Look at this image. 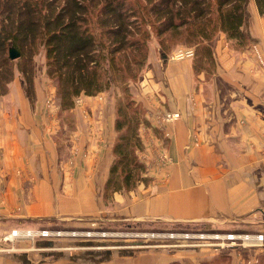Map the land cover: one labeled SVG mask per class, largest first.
Listing matches in <instances>:
<instances>
[{
    "label": "crops",
    "instance_id": "obj_1",
    "mask_svg": "<svg viewBox=\"0 0 264 264\" xmlns=\"http://www.w3.org/2000/svg\"><path fill=\"white\" fill-rule=\"evenodd\" d=\"M253 12L248 7L249 21L258 23ZM246 28L250 43L264 45L262 27L254 29L248 22ZM215 42L210 76L201 72L195 78L190 59H165L164 80L137 95L148 119L141 152L148 160L150 179L129 190L114 191L113 207L104 199L116 134L109 92L81 94L80 102L69 110L55 105L56 118H49L51 109L42 105L44 98L37 87L32 102L24 90H13L11 85L0 95V264L42 262L31 260L29 241L2 243L14 231L36 232L46 221L77 220L106 210L108 215L116 211L126 219L199 221L263 234L261 245H231L228 264L237 261L240 247L263 250L264 72L253 59L240 58L245 52L234 53L224 46V55ZM158 106L180 115L163 125ZM163 128L171 132L169 138L156 135L163 134ZM159 141L172 155L166 166L152 164L147 151ZM106 250L107 255L113 252ZM166 250L128 252L99 264H201L219 252Z\"/></svg>",
    "mask_w": 264,
    "mask_h": 264
},
{
    "label": "trees",
    "instance_id": "obj_2",
    "mask_svg": "<svg viewBox=\"0 0 264 264\" xmlns=\"http://www.w3.org/2000/svg\"><path fill=\"white\" fill-rule=\"evenodd\" d=\"M253 1L264 16V0ZM248 2L0 0V95L8 91L17 71L23 76L27 97L33 101L34 55L41 48L45 72L64 110L71 109L81 94L109 92L113 96L120 86L124 96L115 102L113 157L104 185V199H110L114 191L129 190L150 179L139 155L144 147L139 127L148 125L146 108L140 104L139 109V103L130 95V82L145 66L151 37L155 36L166 57L176 44L193 45L194 55L198 49L205 51L213 71L215 59L210 42L217 33L223 32L238 48L248 45ZM11 46L20 52L18 57H10ZM239 249L244 257L254 251ZM255 255L253 264H264V248ZM229 260L227 248L203 264H228Z\"/></svg>",
    "mask_w": 264,
    "mask_h": 264
},
{
    "label": "rangeland",
    "instance_id": "obj_3",
    "mask_svg": "<svg viewBox=\"0 0 264 264\" xmlns=\"http://www.w3.org/2000/svg\"><path fill=\"white\" fill-rule=\"evenodd\" d=\"M248 7L249 10L254 11L253 17L258 20V23L254 22L253 24L252 20L249 21V16L248 22H250V25L252 24L253 26H255L254 29H259V27H262V31L264 34V16L259 14L256 4L253 0H249L247 9ZM218 34H220V32L217 33L214 36L215 38H213L210 42L214 59L216 55L214 54L213 41H216V47L221 54L224 53V55H226V52L223 51L224 46L225 48L232 50L234 53H238V51L245 52L247 55L240 56V58L253 59L257 67H260V69L264 72V45L261 44L262 42L250 43V40L248 45H244L243 47L238 48L226 38L225 34L221 37ZM189 48L193 49L192 55H184L182 57H177L174 55V53L176 52H182L188 50ZM148 50L147 61L145 63V66L141 70L140 75L135 81L130 82V95L136 103H139L137 104L139 109H141L140 104H143L142 101L137 97V95H141L140 91L142 93L144 89H151V86H153L154 88L156 85V81H158L160 78L161 80H164L161 73H164L166 65L164 61L165 59H190L193 72V66L196 70L201 68L199 71L195 70V78L201 72L204 73L205 76H210L212 74V68H210L209 63L207 62L208 60L205 59V56L203 54L205 53V51L198 49V53L194 55L193 45H173L169 49V51H167L169 55L166 57V55L163 54L162 49L157 42V39L155 38V36H152L149 41ZM45 69V54L44 49L41 48L34 55V93L37 87L38 90L42 92V99L44 98L42 105H45L47 109H51V111H49L48 109V111L50 112L48 113L49 118L50 116H54L56 118V116L59 117L58 111L56 110L57 113L52 111L54 110L55 105L58 106L56 95L55 93H53V91H55V86L53 81L47 76ZM23 81L24 80L22 74L16 71L14 78L9 83L8 90L10 89L11 85V89L13 90L22 89L25 91L26 88ZM123 96L124 93L122 92L121 87L117 86L112 96L114 106L115 102H118V100L120 98H123ZM158 108L163 112L162 107L158 106ZM174 112L178 111L174 110ZM67 116L68 115H65L64 118H66ZM155 133L158 137H161V135H163L162 132ZM163 146L169 151V147L166 146V144ZM161 148L162 146L158 147L157 145H154L153 147L148 148L147 151L152 155H156V153ZM74 149H76L75 146ZM66 152L67 149L64 151V153ZM71 152L74 153L73 150H71ZM105 201V204L107 206H114L113 197L111 199L105 198ZM99 214L101 215L95 214L93 216H79L80 218H78L77 220L57 219V221H53L55 223L46 221L44 222V224L35 229L36 232L15 231L9 236L8 239L4 240L2 243L4 245H8L9 243L12 244L18 242L16 240H19V242L29 241L30 247L29 250H27V253L31 255V260L33 262L37 263L39 261H42L38 264H99L101 263V261H106L110 258H112L110 259L112 261L117 260L119 254H129L128 252L136 254L140 253L141 251L157 250L158 252L165 253V251H169L166 250L168 247L169 249L172 248L173 250L174 248H184L195 251L196 249L200 248L207 249L208 251L218 250L220 252L231 247V245L233 246L236 244H240L241 246H250L261 245L263 243L259 238H246L242 235H239L246 234L247 232L236 231L233 227H215L210 225L206 226L199 221L190 223L183 221H164L154 219H126L122 218V216H120L116 211H112L111 215H108L107 210L105 214ZM73 221H77L80 223L76 225V223H74ZM44 231L47 232L45 233ZM229 232L235 233L236 236H234L232 239L227 237L226 234H228ZM88 241H92V244H86L88 243ZM39 242H49L51 245L44 247L40 246ZM97 243L99 244L97 245ZM106 249H111L113 252L107 255L105 251ZM89 250L92 251L89 252ZM237 251L236 253H238V259L234 262V264H252L256 261V255L254 251H248L247 257L243 256L244 253L241 249H238ZM242 257L245 259L244 261L241 260ZM143 260L144 262H148V259L146 258H144ZM149 260H152V258H149Z\"/></svg>",
    "mask_w": 264,
    "mask_h": 264
},
{
    "label": "built area",
    "instance_id": "obj_4",
    "mask_svg": "<svg viewBox=\"0 0 264 264\" xmlns=\"http://www.w3.org/2000/svg\"><path fill=\"white\" fill-rule=\"evenodd\" d=\"M193 54V49L189 48L188 50L182 51V52H176L174 53L175 56L177 57H182L184 55L189 56ZM76 102H80V97H76L75 98V103ZM179 112H174V111H163L161 112L158 117L161 120L162 124H167L170 121H173L174 118L176 119L177 117H179ZM139 133L141 136V139H143V137L146 136L147 134V125L146 124H141L139 127ZM171 136V132L168 129L163 128V137L164 138H169ZM164 143L162 141H159V144L157 145L162 146V148L156 153V155H152L151 156V162L154 165H160V166H166L167 164H169L172 161V155L171 153L163 146ZM139 155L141 157V159L145 162V164L147 163V158L145 156V154L143 152H139ZM147 165V164H146ZM15 232V231H14ZM45 233L47 231H44ZM227 237L229 238H233L235 235V233L229 232L228 234H226ZM242 235L246 238H259V239H263V234L262 233H258L255 235L246 233V234H239Z\"/></svg>",
    "mask_w": 264,
    "mask_h": 264
},
{
    "label": "water",
    "instance_id": "obj_5",
    "mask_svg": "<svg viewBox=\"0 0 264 264\" xmlns=\"http://www.w3.org/2000/svg\"><path fill=\"white\" fill-rule=\"evenodd\" d=\"M19 54H20V52L14 46H11L9 48V55H10L11 58H16V57L19 56ZM86 244H90L91 245L92 241H88V243H86ZM94 245H96V244H94ZM106 251H109V250H106Z\"/></svg>",
    "mask_w": 264,
    "mask_h": 264
}]
</instances>
